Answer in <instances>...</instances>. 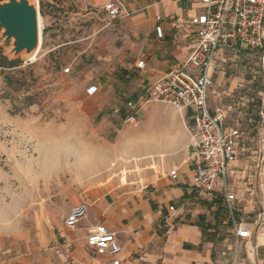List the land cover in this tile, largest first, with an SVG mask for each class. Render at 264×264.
I'll use <instances>...</instances> for the list:
<instances>
[{"label": "crops", "instance_id": "0c3cea01", "mask_svg": "<svg viewBox=\"0 0 264 264\" xmlns=\"http://www.w3.org/2000/svg\"><path fill=\"white\" fill-rule=\"evenodd\" d=\"M119 1L121 15L110 21L104 1L89 0L104 24L80 38L86 44L81 54L87 60L95 56L105 71L88 85L86 92L97 88L88 98L101 111L114 110L97 125L95 166L88 172L94 180L69 210L87 204V217L75 229L66 227L69 213L32 230L0 220V264H112L87 242L100 225L117 235L120 264H264V98L263 103L245 98L236 105L255 114L257 121L247 118L245 129L238 122L227 127L224 121L227 133H237L232 164L237 174L229 185L237 198V217L252 233L251 239L236 240L221 182L214 196L192 186V146L198 137L189 113L149 100L154 84L195 49L196 28L188 22L204 5L201 0ZM242 52H219L209 95L212 111L230 114L227 96L250 80L257 81L255 92L264 97V54ZM253 60L259 69L250 72L244 63ZM139 62H144L142 68ZM233 68H238L235 74L227 72ZM121 96L138 105L137 125L127 123ZM86 165L93 168L92 162ZM173 170L176 180L168 176Z\"/></svg>", "mask_w": 264, "mask_h": 264}, {"label": "rangeland", "instance_id": "374dc122", "mask_svg": "<svg viewBox=\"0 0 264 264\" xmlns=\"http://www.w3.org/2000/svg\"><path fill=\"white\" fill-rule=\"evenodd\" d=\"M30 1L39 15V49L31 57L19 56L15 86L20 91L7 90L5 76L0 77V220L32 230L67 216L90 187L94 176L88 172L95 166L97 125L103 116L114 115V110L109 106L101 111L86 92L97 75L105 72L95 56L87 60L81 54L86 44L80 38L104 24L99 8L89 0ZM3 42L0 31V45ZM3 49L11 56L8 48ZM256 61L244 66L250 72L258 70ZM250 81L249 89L239 87L227 96V106L232 108L227 112V127L238 122L245 129L247 118L256 120L255 114L236 106L245 98L253 104L262 102L264 97L255 92L257 81ZM260 84L264 86V81ZM28 88L37 94V103L24 108ZM120 98L125 104L126 98ZM87 162H92V169Z\"/></svg>", "mask_w": 264, "mask_h": 264}, {"label": "built area", "instance_id": "2783aa9c", "mask_svg": "<svg viewBox=\"0 0 264 264\" xmlns=\"http://www.w3.org/2000/svg\"><path fill=\"white\" fill-rule=\"evenodd\" d=\"M103 9L110 21L121 15L119 0H103ZM204 11L191 19L188 25L196 28L197 44L189 59L178 69L157 81L150 91L151 102L164 103L181 112H188L198 141L192 146V186L214 196L221 182L220 194L229 213L236 240H248L252 233L243 227V218L237 217V198L231 191L229 178L237 174L233 162L237 158L236 132L227 133L224 109L211 110L209 95L214 86L219 52L259 50L264 54V0H201ZM144 62H139L142 68ZM96 87L88 90L95 94ZM127 123L138 124V105L128 101L125 106ZM176 180L177 171L168 173ZM171 210H174L171 208ZM88 206L81 204L71 210L66 227L77 228L87 217ZM94 252L107 256L112 264H120L122 248L117 235L105 226H97L87 237Z\"/></svg>", "mask_w": 264, "mask_h": 264}, {"label": "water", "instance_id": "95a60500", "mask_svg": "<svg viewBox=\"0 0 264 264\" xmlns=\"http://www.w3.org/2000/svg\"><path fill=\"white\" fill-rule=\"evenodd\" d=\"M0 31L4 42L0 47L10 50L11 60L33 56L40 45L37 7L30 0L0 2Z\"/></svg>", "mask_w": 264, "mask_h": 264}, {"label": "trees", "instance_id": "16d2710c", "mask_svg": "<svg viewBox=\"0 0 264 264\" xmlns=\"http://www.w3.org/2000/svg\"><path fill=\"white\" fill-rule=\"evenodd\" d=\"M21 67L20 60H11L8 58L5 54V51L2 47H0V77L5 76L4 82L6 85V89L11 91V92H18L21 90V88H16V74L17 71H19ZM27 93V96L24 99V108L31 107L35 105L37 102H35V97L37 94H34L32 91V88H28L25 90ZM3 96L2 98H4Z\"/></svg>", "mask_w": 264, "mask_h": 264}, {"label": "bare ground", "instance_id": "6f19581e", "mask_svg": "<svg viewBox=\"0 0 264 264\" xmlns=\"http://www.w3.org/2000/svg\"><path fill=\"white\" fill-rule=\"evenodd\" d=\"M39 16V15H38ZM41 23V22H40ZM41 30V29H40ZM35 57V56H34Z\"/></svg>", "mask_w": 264, "mask_h": 264}]
</instances>
